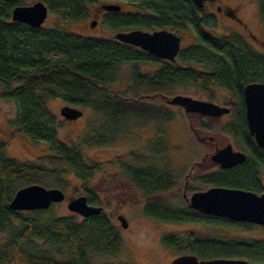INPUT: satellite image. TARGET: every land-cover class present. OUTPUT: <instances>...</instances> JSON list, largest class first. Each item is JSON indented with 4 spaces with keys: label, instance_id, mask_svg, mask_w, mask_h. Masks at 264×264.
<instances>
[{
    "label": "trees",
    "instance_id": "1",
    "mask_svg": "<svg viewBox=\"0 0 264 264\" xmlns=\"http://www.w3.org/2000/svg\"><path fill=\"white\" fill-rule=\"evenodd\" d=\"M42 1L49 12L60 16L52 26L31 27L13 21L11 8L23 4V0H0V97L15 103V115L10 122L13 130L33 141L45 142L49 149L44 161H20L7 155L6 143L0 140V231H7L0 243V264H100L92 260L93 253L111 255L120 249L121 238L107 224L109 219L102 212L78 220L75 214L45 215L53 203L46 209L14 210L8 202L19 186L32 182L43 185L46 178L62 188L66 184L64 176L71 172L80 179L87 202L100 204L98 194L87 182L103 164L86 160L81 147L111 144L151 121L162 124L172 120L175 114L166 100L152 101V95L168 93L176 86H193L209 99H214L211 89L224 88L233 112L218 130L231 136L236 147L246 153L245 160L233 166H217L203 174L190 173V190L201 188L196 185L204 182L264 191L260 178L264 174V149L255 144L248 132L242 92L249 81L264 82V53L242 34L235 30L215 32L209 27V13L191 0H119L120 10L105 12L101 21L111 30L167 28L177 34L190 30L194 43L180 45L176 60L170 62L113 37L69 30L67 24L87 17L96 0ZM259 18L264 27V0L259 3ZM151 60L160 61V66L141 69L140 63ZM119 84L125 86L119 88ZM49 98L78 108L91 107L100 124L95 129H84L73 145L65 143L57 136L55 117L47 108ZM132 118L141 122L131 125ZM198 128L212 131L204 120H199ZM155 136L158 137L149 139L142 150L130 149L113 160L121 178L143 197L147 216L179 224L242 231L264 229L259 224L199 212L190 208L183 197H166L164 193L178 184L179 175L169 158L175 145L167 139L162 126ZM212 152L207 155L209 166L214 163L210 158ZM161 242L198 258L264 261V235L248 237L191 230L183 235L166 233Z\"/></svg>",
    "mask_w": 264,
    "mask_h": 264
},
{
    "label": "rangeland",
    "instance_id": "2",
    "mask_svg": "<svg viewBox=\"0 0 264 264\" xmlns=\"http://www.w3.org/2000/svg\"><path fill=\"white\" fill-rule=\"evenodd\" d=\"M35 0H23V4H31ZM118 3L119 0H96L90 6V13L87 17L69 22L68 28L74 32L100 37H113L116 30H111L102 24V17L105 10L101 9V3ZM230 4H235L237 0H223ZM251 1L246 3L239 11L238 15L250 30L257 36H260L263 43H258L253 39L248 38L249 43L257 50L264 53V27L259 21L258 16L253 13ZM60 16L54 12L47 13V17L43 26H52L54 21ZM96 18L94 26H90V21ZM209 27L220 34L228 33L230 30L239 31L240 24L234 22L222 15L215 16L209 13ZM181 36V47H185L194 43V35L190 30H183L178 33ZM246 37V36H245ZM261 45V46H260ZM31 54V53H30ZM33 55V54H32ZM191 62L194 63L193 60ZM160 66V61L151 60L149 62L140 63L141 69L154 70ZM119 88L125 86L116 85ZM1 90V87H0ZM214 99L207 98L200 90L193 86H176L168 93H156L152 95V101L165 100L164 96H172L173 94H187L195 98L209 99L216 103L229 104L231 101L227 91L216 86L211 89ZM142 100H149L150 98L142 97ZM232 102V101H231ZM48 110L54 115L57 127V136L67 144L73 145L79 141L84 129H95L100 123V118L91 107H82V115L75 121L65 120L60 115V107L63 105L58 98H49L46 101ZM174 111V118L170 121L159 122L151 121L141 127L134 128L125 136L120 137L114 143L102 145H83L81 147L82 153L86 160L92 162H100L103 166L93 173L92 177L87 182L88 186L93 189L99 196L101 204L105 205V214L109 216L110 220L122 230L121 246L118 256H92L95 263L125 261L133 264H168V262L179 252L173 248L165 246L161 242L162 235L169 231L183 233L187 231H201L222 233L231 235H242L248 237L263 236L264 229L258 227L249 231H242L232 228H222L213 225L203 224H179L173 222L159 221L144 213V199L141 194L129 184L126 180L121 178L118 173V165L113 160L121 154L127 153L130 149L139 148L140 150L147 144L149 139L158 137L157 129L159 126L165 128L167 139L175 145L170 149L169 158L171 166L176 173H178L177 186L164 193L168 198L183 197V194L189 196L194 190H190L191 176L187 173H207L216 170L217 164L213 163L209 166L208 154L212 152L216 146H222L230 142L233 149H239L234 143V139L218 130V126L232 117L230 114H225L220 117L200 116L198 114H187L178 105L169 104ZM16 111L15 103L13 101L5 100L0 97V140L6 143V153L9 157L20 161H44V157L49 153L48 146L42 141H33L27 136L14 131V127L10 125L11 119L14 117ZM199 120L208 122L212 128L211 132L202 131L198 128ZM141 120L130 119L131 125H137ZM193 125V126H192ZM205 136V139L198 137ZM211 138V139H209ZM199 163V165H197ZM262 171V170H261ZM66 184L61 188L53 184L49 178L44 179L43 185L50 187L56 186L61 188L66 197L76 196L82 193V183L73 173H68L64 176ZM261 181L264 183V174H260ZM47 183V184H46ZM205 189L209 185L207 183L196 185ZM67 198L59 202H54L51 205L50 211L45 215H69L75 214L66 207ZM123 214L127 218V227L124 229L120 226L116 216ZM80 220L78 214H75ZM82 217V216H81ZM7 231H0V243L6 238Z\"/></svg>",
    "mask_w": 264,
    "mask_h": 264
},
{
    "label": "water",
    "instance_id": "3",
    "mask_svg": "<svg viewBox=\"0 0 264 264\" xmlns=\"http://www.w3.org/2000/svg\"><path fill=\"white\" fill-rule=\"evenodd\" d=\"M198 7L203 8L206 0H191ZM105 11H118V3H101ZM48 7L42 0H35L31 4H16L11 8L10 18L31 27H40L47 16ZM96 18L90 21L94 26ZM116 40L137 46L155 58L170 62L176 60L181 44V36L171 29L156 28L145 30L141 28L120 29L113 33ZM243 100L245 106L246 126L257 146L264 149V82L249 81L243 86ZM166 102L180 106L187 114H198L208 117H220L230 111V107L218 104L209 99L195 98L187 94H173L166 97ZM60 115L66 120H75L82 115V109L63 104ZM211 160L219 167L233 166L245 160L246 153L240 149H233L230 142L218 147L210 154ZM187 205L199 212L224 216L236 221H245L264 226V191H255L223 185H209L205 189L194 190L189 196L184 195ZM67 198L66 207L83 217L96 214L101 206L89 204L85 194L66 197L65 192L56 186H44L32 182L19 186L8 206L14 210L46 209L52 203ZM117 219L122 227L127 226V219L118 214ZM168 264H264V261H251L245 258L214 257L198 258L193 253L174 256Z\"/></svg>",
    "mask_w": 264,
    "mask_h": 264
},
{
    "label": "flooded vegetation",
    "instance_id": "4",
    "mask_svg": "<svg viewBox=\"0 0 264 264\" xmlns=\"http://www.w3.org/2000/svg\"><path fill=\"white\" fill-rule=\"evenodd\" d=\"M249 1H251V7L253 8V13L256 14V16H258L259 18V3H260V0H237V2L233 5V4H230V3H227L223 0H206L205 3H204V7L202 8L205 12L207 13H211L215 16H218L219 14L224 16L225 18H229L231 20H233L234 22L240 24V28H239V32L240 34H242L247 40L248 38L250 39H253L255 40L256 42L258 43H263V40L261 38H259L260 36H257L255 33H253L250 28L247 27V25L242 22L241 18L239 17L238 15V11L246 4L248 3ZM259 21H260V18H259ZM261 22V21H260ZM248 36V38H247ZM261 46V45H260ZM219 104V103H218ZM221 105H226V106H229L230 107V111L225 113V114H230V112L232 111L233 109V104L232 102L229 100V104H225V103H221ZM225 114H222V115H225ZM221 115V116H222ZM79 118V117H78ZM77 118V119H78ZM75 119V120H77ZM66 120V119H65ZM75 120H68V121H75ZM200 139H205V137H198ZM202 139V140H203ZM211 139V138H209ZM241 150V149H240ZM218 166V165H217ZM188 175L190 174V172L187 173ZM94 205V204H93ZM99 206H101V210L99 212H102L105 214V205L104 204H97ZM98 212V213H99ZM97 214V213H96ZM94 215V214H92ZM90 215V216H92ZM106 215V214H105ZM117 215V214H116ZM79 218L82 220L83 218H87V217H81V215H78ZM108 217V222L107 224L110 225V226H113L116 230V233L119 234L120 238L122 239V230L118 229L117 226H115V224L110 220L109 216L106 215ZM125 216V215H124ZM89 217V216H88ZM117 218V216H116ZM127 219V218H126ZM120 224V223H119ZM121 226V225H120ZM122 227V226H121ZM127 227V226H126ZM126 227H123L124 229ZM129 227H127L126 229H128ZM172 231H169L167 233H170ZM163 236V235H162ZM118 252L119 250L114 253V254H101V253H93L92 256H118ZM184 253H189V252H179L178 255L180 254H184ZM177 256V255H175ZM104 263V262H103Z\"/></svg>",
    "mask_w": 264,
    "mask_h": 264
}]
</instances>
